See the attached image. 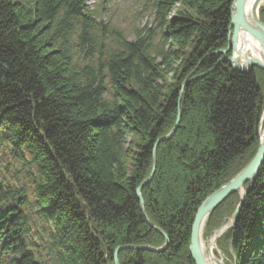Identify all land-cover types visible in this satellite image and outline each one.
I'll return each instance as SVG.
<instances>
[{
	"label": "trees",
	"instance_id": "trees-1",
	"mask_svg": "<svg viewBox=\"0 0 264 264\" xmlns=\"http://www.w3.org/2000/svg\"><path fill=\"white\" fill-rule=\"evenodd\" d=\"M234 1L149 0L153 23L130 40L88 0H0V151L34 169L36 199L0 183V264H114L118 248L120 264H194L199 207L264 132V73L222 53ZM239 203L220 205L203 239ZM32 207L51 229L44 258L28 241ZM163 234L164 252L137 250ZM223 236L226 264H264V165Z\"/></svg>",
	"mask_w": 264,
	"mask_h": 264
},
{
	"label": "water",
	"instance_id": "water-1",
	"mask_svg": "<svg viewBox=\"0 0 264 264\" xmlns=\"http://www.w3.org/2000/svg\"><path fill=\"white\" fill-rule=\"evenodd\" d=\"M248 0H235L231 7V25L233 31L230 33V43L228 44L227 50L223 51V55L227 56L231 54V57L227 58L228 63L232 69L239 73L252 74L254 69H258L264 73V24L260 19V8L264 5V0H258L257 3L252 7L251 11H247ZM244 25L250 33L255 37V39L260 43L262 47V58L253 59V58H242V52L239 47H237L236 42L239 37L240 27ZM179 120L177 121L176 126L173 131L165 138L159 141H166L172 138L175 134L178 127ZM154 161L156 160V147L153 152ZM264 165V134L261 137L260 145L257 151L255 158L252 162L231 182L227 185L220 188L218 191L214 192L212 195L207 197L204 202L199 207L194 223L191 228V238L189 253L194 262V264H207L205 259V254L203 251V233L206 226V223L212 213L222 205L229 197L238 193L240 195V203L235 210V213L230 221L231 225H234L240 215V212L244 206L246 197L254 185L261 168ZM155 173V163L154 170L150 178L142 185L145 186L149 184ZM249 183V188L244 189L245 185ZM137 197L141 202L142 210H144V201L141 196V187L136 191ZM146 216V215H145ZM150 223V222H149ZM152 226V225H151ZM153 227V226H152ZM156 231H161L153 227ZM223 228L215 232V236H218ZM164 235V234H163ZM166 239V244L160 249H154L151 247H141L137 250H147L154 253H162L166 250L168 246V238L164 235ZM136 249V248H133ZM123 248H118L114 254V264H120L118 260L119 253ZM218 263L221 264L222 261L218 260ZM221 262V263H220ZM223 264V263H222Z\"/></svg>",
	"mask_w": 264,
	"mask_h": 264
},
{
	"label": "rangeland",
	"instance_id": "rangeland-1",
	"mask_svg": "<svg viewBox=\"0 0 264 264\" xmlns=\"http://www.w3.org/2000/svg\"><path fill=\"white\" fill-rule=\"evenodd\" d=\"M88 5L90 8L98 10L100 13L98 15L103 18L105 23L124 31L130 40L134 39V32L151 26L154 19L149 0H88ZM32 175H34V169L24 167L23 164L19 163L16 156L12 154L10 147L0 151V183L13 189H28L30 200L34 203L36 199L32 187ZM34 209L32 207L29 210L31 225L28 241L33 251L40 252L44 258L51 229L44 219L33 212ZM231 219L221 227L227 225L225 232L214 242V254L223 264H226L227 260L218 242L233 226L230 223ZM214 236L215 232L209 238L203 239L204 245H209Z\"/></svg>",
	"mask_w": 264,
	"mask_h": 264
},
{
	"label": "bare ground",
	"instance_id": "bare-ground-1",
	"mask_svg": "<svg viewBox=\"0 0 264 264\" xmlns=\"http://www.w3.org/2000/svg\"><path fill=\"white\" fill-rule=\"evenodd\" d=\"M257 1L258 0H248L246 7L248 12L252 10V7L255 5V3H257ZM236 45L237 47H239V49H241L242 58H246V57L253 59L262 58V47L260 43L255 39V37L250 33V31L244 27V25L240 27L239 37L236 42ZM226 226L227 225L223 227L221 233L218 236H214V239L209 243V245H204L203 243V248H204L203 251L205 254V259L207 264H219L214 254V242L217 239H219L221 234L225 232V229H227Z\"/></svg>",
	"mask_w": 264,
	"mask_h": 264
}]
</instances>
